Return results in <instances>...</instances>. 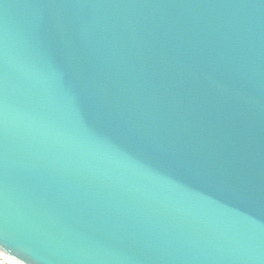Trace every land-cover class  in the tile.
Segmentation results:
<instances>
[{"label":"water","instance_id":"obj_1","mask_svg":"<svg viewBox=\"0 0 264 264\" xmlns=\"http://www.w3.org/2000/svg\"><path fill=\"white\" fill-rule=\"evenodd\" d=\"M0 246L264 264V0H0Z\"/></svg>","mask_w":264,"mask_h":264},{"label":"built area","instance_id":"obj_2","mask_svg":"<svg viewBox=\"0 0 264 264\" xmlns=\"http://www.w3.org/2000/svg\"><path fill=\"white\" fill-rule=\"evenodd\" d=\"M0 264H19L4 253L0 252Z\"/></svg>","mask_w":264,"mask_h":264},{"label":"snow or ice","instance_id":"obj_3","mask_svg":"<svg viewBox=\"0 0 264 264\" xmlns=\"http://www.w3.org/2000/svg\"><path fill=\"white\" fill-rule=\"evenodd\" d=\"M0 247H2V246H0ZM14 255L19 256V258L22 259V260H26V257H24V256H20L19 254H14Z\"/></svg>","mask_w":264,"mask_h":264}]
</instances>
